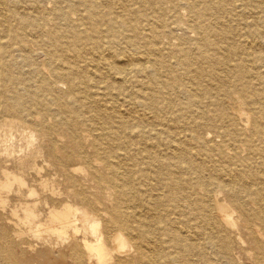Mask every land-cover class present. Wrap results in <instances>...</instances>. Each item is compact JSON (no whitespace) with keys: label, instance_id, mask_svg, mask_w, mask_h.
Returning a JSON list of instances; mask_svg holds the SVG:
<instances>
[{"label":"bare ground","instance_id":"obj_1","mask_svg":"<svg viewBox=\"0 0 264 264\" xmlns=\"http://www.w3.org/2000/svg\"><path fill=\"white\" fill-rule=\"evenodd\" d=\"M9 213L63 264H264V0H0Z\"/></svg>","mask_w":264,"mask_h":264},{"label":"rangeland","instance_id":"obj_2","mask_svg":"<svg viewBox=\"0 0 264 264\" xmlns=\"http://www.w3.org/2000/svg\"><path fill=\"white\" fill-rule=\"evenodd\" d=\"M12 217L10 213L7 216H0V230L10 235L11 228H7L5 218ZM32 243V242H31ZM34 244H37L36 242ZM40 258L43 264H63L56 256H49L45 253V249L39 247L37 255L31 256L29 252H25L22 246V240L17 242L11 236L6 240H0V264H34Z\"/></svg>","mask_w":264,"mask_h":264}]
</instances>
